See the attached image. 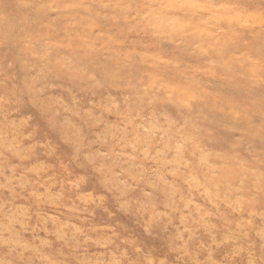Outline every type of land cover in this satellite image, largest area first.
I'll list each match as a JSON object with an SVG mask.
<instances>
[{
	"label": "clouds",
	"instance_id": "clouds-1",
	"mask_svg": "<svg viewBox=\"0 0 264 264\" xmlns=\"http://www.w3.org/2000/svg\"><path fill=\"white\" fill-rule=\"evenodd\" d=\"M0 264H264V0H0Z\"/></svg>",
	"mask_w": 264,
	"mask_h": 264
}]
</instances>
